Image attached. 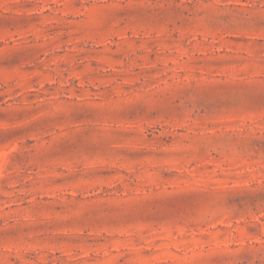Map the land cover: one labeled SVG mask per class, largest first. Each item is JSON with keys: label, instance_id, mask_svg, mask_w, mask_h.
Returning a JSON list of instances; mask_svg holds the SVG:
<instances>
[{"label": "rangeland", "instance_id": "rangeland-1", "mask_svg": "<svg viewBox=\"0 0 264 264\" xmlns=\"http://www.w3.org/2000/svg\"><path fill=\"white\" fill-rule=\"evenodd\" d=\"M0 264H264V0H0Z\"/></svg>", "mask_w": 264, "mask_h": 264}]
</instances>
